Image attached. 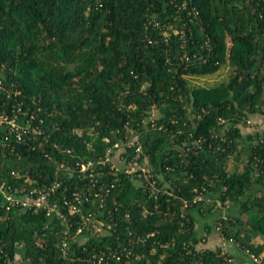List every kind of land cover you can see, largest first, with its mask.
I'll return each instance as SVG.
<instances>
[{
    "label": "trees",
    "instance_id": "trees-1",
    "mask_svg": "<svg viewBox=\"0 0 264 264\" xmlns=\"http://www.w3.org/2000/svg\"><path fill=\"white\" fill-rule=\"evenodd\" d=\"M222 65L227 82L189 84ZM0 79V111L22 101L47 137L0 154V180L23 183L14 169L49 183L59 160H96L132 129L158 188L97 166L110 192L82 210L103 231L77 234L81 215L65 209L70 235L45 209L8 210L0 197V264H237L228 247L207 246L214 225L252 262L247 250L261 256L251 238H264V131L242 124L264 113V0H0ZM86 184L73 175L62 189Z\"/></svg>",
    "mask_w": 264,
    "mask_h": 264
},
{
    "label": "built area",
    "instance_id": "built-area-1",
    "mask_svg": "<svg viewBox=\"0 0 264 264\" xmlns=\"http://www.w3.org/2000/svg\"><path fill=\"white\" fill-rule=\"evenodd\" d=\"M0 89H4L1 79ZM22 104L21 101L13 105L11 110L2 109L0 111V154L4 156L19 154L16 150V144L18 143L36 141L41 137L47 138L42 125L44 123L43 119L40 120V123H36V114L23 109ZM120 148H134L133 156L129 159L120 153L118 155L119 161L116 162V150ZM68 152L70 153L71 151L68 150ZM45 154L46 156L49 155L48 153ZM142 156H144V148L140 134L132 130L131 135H126V141L114 142L113 145L108 147L105 155L99 156L96 160L89 159L76 161V163H71L66 158L59 160L55 167V177L49 183L39 185L28 172L21 173L14 169L11 170V175L19 180L23 179V183L19 181L18 184L13 185L6 179L0 180V197L3 198L8 210L13 207L22 210L32 209L36 212L45 209L47 215L60 219L67 224V235L71 234V226L70 218L65 209L71 214L79 213L81 215L82 223L77 229V234L81 233L89 223H92V226L95 227L94 232H102V220L96 219L93 212L85 213L82 210L84 203L90 201L92 198L99 202L100 206H103L104 199L110 192L109 186L103 188V185L99 183L96 176L104 174V171H97V166L110 164L111 168L115 171V175L116 170L123 169L125 173L135 177L138 181L146 180L153 191H158L149 168L141 160ZM73 175H77L81 179L89 177L90 184H86L83 190H76L75 188L68 193L66 188L62 189L65 177ZM25 184H29V186ZM202 198L196 197L195 200H201ZM64 246H67L66 241L64 242ZM247 251L254 262H261L260 255H256L249 250ZM64 254H66V250ZM130 254L131 250H127V255L129 256ZM101 260L102 258H100Z\"/></svg>",
    "mask_w": 264,
    "mask_h": 264
},
{
    "label": "rangeland",
    "instance_id": "rangeland-1",
    "mask_svg": "<svg viewBox=\"0 0 264 264\" xmlns=\"http://www.w3.org/2000/svg\"><path fill=\"white\" fill-rule=\"evenodd\" d=\"M231 72H232V69H230L229 67H227L225 65H222L221 68L219 69V71L214 73V74H207V75H202V76H188V80H189V84L191 86H207V87H210V86L221 84L222 82H227L230 79ZM152 112L154 113L153 116H155V114H157L158 111H156V109L154 108V110ZM250 121H251V123L250 122H244L243 126L252 128L251 126L261 124L262 122L264 123V113L263 114L262 113L256 114L255 116L251 117ZM131 130L132 129H130L128 131L129 135L132 134ZM143 163L145 165H147L148 159L146 158L145 161H143ZM242 163L243 162L241 161V158H239L238 160L234 159L229 163V166L231 169H234V167H236V166H238L241 169ZM205 200H207V198H205ZM210 204H211L210 206L212 207L213 210L215 209L216 206L219 207L220 205H222L220 200L216 197H215V199H213V201L210 202ZM245 218H246V214L243 213L241 216V220H243L245 222ZM213 220H214L213 216H209L208 218H206V221L211 225L214 223ZM217 232L218 231L214 225L212 232L208 234L209 238H207L208 239L207 240L208 243L206 242L207 246L208 245L209 246H215L217 244L214 241H210V239H212L211 237H213V236H216L218 239V233ZM10 264H13V263H10ZM18 264H29V263L24 262V261H19Z\"/></svg>",
    "mask_w": 264,
    "mask_h": 264
},
{
    "label": "crops",
    "instance_id": "crops-1",
    "mask_svg": "<svg viewBox=\"0 0 264 264\" xmlns=\"http://www.w3.org/2000/svg\"><path fill=\"white\" fill-rule=\"evenodd\" d=\"M257 123V122H256ZM250 127H244L242 124V132L244 133V135L246 134H254L256 132H262L264 131V123L262 122L261 124L255 125V126H251ZM247 128V129H246ZM248 220V217L246 215L245 221ZM212 239H210V241H214L215 243H217L218 245L223 244L224 246L228 247L235 255V260L237 264H256L254 262H252L246 255H244V253H242L237 247H235L234 245L225 243L221 240H219V238L217 239L216 236L211 237ZM264 242V238L261 235H256L253 236L251 238V243L255 246L257 245H261ZM213 243V242H212ZM261 256H264V250L261 252Z\"/></svg>",
    "mask_w": 264,
    "mask_h": 264
}]
</instances>
